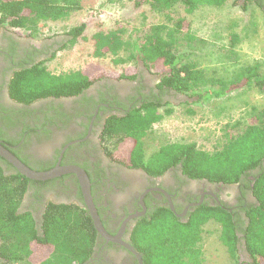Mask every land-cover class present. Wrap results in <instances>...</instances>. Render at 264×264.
<instances>
[{"label": "trees", "instance_id": "16d2710c", "mask_svg": "<svg viewBox=\"0 0 264 264\" xmlns=\"http://www.w3.org/2000/svg\"><path fill=\"white\" fill-rule=\"evenodd\" d=\"M81 1L0 0V28L26 29L35 36L41 23L68 17L81 9ZM128 1H134L135 5L146 1L158 11H168L180 2L187 11H192L201 5L219 6L226 0ZM166 28L164 24L152 25L142 36L129 42L122 38L121 28L97 31L91 36L92 55L115 56L120 50L128 51L126 47L130 46L129 60L141 61L148 71L155 66L161 68L159 89L164 92L170 89L187 98L208 101L242 88L264 90V72L259 63L239 68L229 80L209 76L205 69L175 53L173 44L176 38ZM83 29L84 26L80 25L66 32L71 36L68 43H74ZM102 77L104 72L98 66L54 74L40 62L16 71L8 91L14 101L29 104L48 96L76 95ZM163 105L158 98L131 109L121 118L109 120L104 140L111 142L110 155L153 175H160L169 167L180 164L183 172L191 178L245 184L254 201L242 208L244 218L234 211L205 204L196 208L186 222H181L168 209H159L151 221L139 222L131 237L134 247L143 255L144 263L200 264L202 226L215 221L221 226L219 239L231 258L238 257V245H242L249 256L248 264H264V110L258 114L259 122L241 126L235 132H231L234 126L228 127L225 144L212 153L196 149L192 143H166L147 154L142 139L163 117L159 111ZM169 112L164 111L165 114ZM29 182L33 181L19 173L7 176L0 168L2 263L84 264L91 256L97 236L87 210L74 204L49 202L40 224L36 225L30 213L17 211Z\"/></svg>", "mask_w": 264, "mask_h": 264}, {"label": "flooded vegetation", "instance_id": "af4514ba", "mask_svg": "<svg viewBox=\"0 0 264 264\" xmlns=\"http://www.w3.org/2000/svg\"><path fill=\"white\" fill-rule=\"evenodd\" d=\"M251 1L264 8V0ZM15 30L0 28V143L33 171L59 165L77 167L85 173L91 204L107 235L116 240L97 233L91 256L84 264H145L131 237L139 222L151 221L161 208L181 222L205 204L245 217L242 208L254 201L245 184L191 178L180 164L153 175L110 155L104 140L109 120L121 118L151 100L159 98L165 104L172 97L186 98L184 95L159 89V76L150 74L141 63L128 77L101 78L76 95L48 96L29 104L14 101L8 91L13 74L50 58L71 38L58 34L35 40L29 32ZM0 168L7 176L19 173L1 156ZM30 180L33 182L27 184L17 211L30 213L36 225L49 202L78 205L90 215L76 173Z\"/></svg>", "mask_w": 264, "mask_h": 264}, {"label": "rangeland", "instance_id": "374dc122", "mask_svg": "<svg viewBox=\"0 0 264 264\" xmlns=\"http://www.w3.org/2000/svg\"><path fill=\"white\" fill-rule=\"evenodd\" d=\"M168 11H158L146 1L135 5L128 0H82L80 10L62 20L41 23L38 34L32 37L40 40L84 26L74 43H64L42 61L54 74L98 66L104 72L102 78L132 75L141 61L128 59L130 46L126 47L128 51L120 50L115 56L94 57L91 36L97 31L121 28L122 38L129 42L155 24H164L166 31L173 32L175 53L205 69L209 76L229 80L239 68L253 63H259L264 72V8L254 6L251 0L245 3L226 0L219 6L201 5L192 11L177 2ZM160 71L155 66L149 73L158 75ZM169 100L159 109L163 117L142 139L147 154L166 143H192L196 149L212 153L225 144L228 127L234 126L231 132H235L241 126L259 122L258 114L264 110V90L253 88L237 89L208 101L187 97ZM165 110L170 112L165 114ZM105 144L111 148L109 140ZM220 230V224L215 221L202 226L200 264H248L249 256L242 245L238 257L231 258L219 239Z\"/></svg>", "mask_w": 264, "mask_h": 264}, {"label": "water", "instance_id": "95a60500", "mask_svg": "<svg viewBox=\"0 0 264 264\" xmlns=\"http://www.w3.org/2000/svg\"><path fill=\"white\" fill-rule=\"evenodd\" d=\"M0 156L5 158L9 163H11L16 169L17 171L25 176L28 179H33V180H45V179H49V178H53L55 176L61 175L63 173L66 172H74L76 173L80 184L82 186V191H83V195H84V199L86 202V205L88 206L89 212H90V216L92 218L93 221V225L94 228L96 229L97 233L103 235L104 237H106L109 240H116V238L114 237H110L107 235V233L105 232L102 223L100 221V218L98 217L95 209L93 208L92 204H91V198H90V192H89V183L87 180V177L85 175V173L80 170L77 167H62V166H56L52 169L46 170V171H33L31 169H29L27 166H25L20 160H18L13 154H11L7 148H5L1 143H0ZM126 247H128L131 251L132 248H130L128 245H126Z\"/></svg>", "mask_w": 264, "mask_h": 264}]
</instances>
